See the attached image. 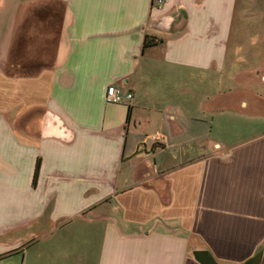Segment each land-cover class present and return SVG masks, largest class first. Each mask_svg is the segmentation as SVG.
<instances>
[{
  "label": "crops",
  "instance_id": "crops-1",
  "mask_svg": "<svg viewBox=\"0 0 264 264\" xmlns=\"http://www.w3.org/2000/svg\"><path fill=\"white\" fill-rule=\"evenodd\" d=\"M158 3L0 0V260L264 264V1ZM15 41L50 61L21 72Z\"/></svg>",
  "mask_w": 264,
  "mask_h": 264
},
{
  "label": "rangeland",
  "instance_id": "rangeland-1",
  "mask_svg": "<svg viewBox=\"0 0 264 264\" xmlns=\"http://www.w3.org/2000/svg\"><path fill=\"white\" fill-rule=\"evenodd\" d=\"M264 1V0H261ZM264 10V9H263ZM28 46H31L30 42H18L15 41L13 44V47L11 49V56L9 57V63L11 64L12 62H18L21 64V67L19 70H21V72L23 71H27L30 73V71H34L36 69H38L40 67V65L45 64L46 62L50 61V57H36V56H30L27 55L29 54V49L27 50ZM235 99V98H234ZM234 99L228 100L229 102H227L226 100H224V102H222L224 105H229L228 109L224 110V113L227 112V116L228 119L225 120L223 122V127H225L226 132H221V136L223 138V136L229 140H233L235 139V137H237V133L240 132V128H239V122H238V118H237V108L236 106H234ZM256 107V106H255ZM264 110V106L262 108ZM254 111V110H251ZM236 116V117H235ZM246 122H249V120H247ZM216 127V126H215ZM217 128H215L216 130ZM239 129V130H238ZM224 130V131H225ZM220 135V134H219ZM192 147V151L195 150L194 146ZM48 242V241H47ZM44 243L43 245H41L40 250H38V247H33L32 249H29V254H28V258L33 259L32 261H29L30 264H44L46 262V260H53L50 263L47 264H54L55 262H58L59 259L58 258H64V257H70L73 256V253H75L76 250V245H75V249L74 248H66L65 244H59L57 242H50L49 244ZM46 246V247H44ZM38 251L42 254V260H38L37 256L40 255L38 254ZM18 254V253H17ZM17 257L20 256V253L18 255H15ZM16 257V258H17ZM36 259L38 261H36ZM56 259V261H55ZM14 259H9V263L8 261H5V259L0 260V264H19L18 261H13ZM6 262V263H4ZM29 264V263H28Z\"/></svg>",
  "mask_w": 264,
  "mask_h": 264
},
{
  "label": "built area",
  "instance_id": "built-area-1",
  "mask_svg": "<svg viewBox=\"0 0 264 264\" xmlns=\"http://www.w3.org/2000/svg\"><path fill=\"white\" fill-rule=\"evenodd\" d=\"M161 4L163 0H158ZM133 98V93L131 91H124L122 88L117 87L113 84L109 85L106 89V100L109 102L115 103H129ZM148 138L151 139H159L161 138V134L159 131H154L151 134H148L145 139H143L137 146L138 149H144L146 145V141Z\"/></svg>",
  "mask_w": 264,
  "mask_h": 264
},
{
  "label": "water",
  "instance_id": "water-1",
  "mask_svg": "<svg viewBox=\"0 0 264 264\" xmlns=\"http://www.w3.org/2000/svg\"><path fill=\"white\" fill-rule=\"evenodd\" d=\"M194 257L202 264H218L215 259L203 249H197L193 251ZM261 260V253H257L254 256L248 258L242 264H257Z\"/></svg>",
  "mask_w": 264,
  "mask_h": 264
},
{
  "label": "trees",
  "instance_id": "trees-1",
  "mask_svg": "<svg viewBox=\"0 0 264 264\" xmlns=\"http://www.w3.org/2000/svg\"><path fill=\"white\" fill-rule=\"evenodd\" d=\"M153 43H155V40L153 38L146 37L144 40V46L152 45ZM38 170H39V160L36 162V165H35V170H34V175H33V180H32L33 185L36 184Z\"/></svg>",
  "mask_w": 264,
  "mask_h": 264
}]
</instances>
